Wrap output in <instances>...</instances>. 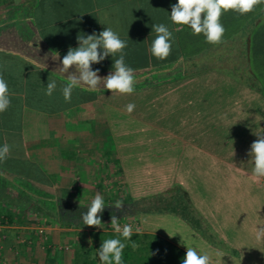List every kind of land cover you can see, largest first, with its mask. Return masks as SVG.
Returning a JSON list of instances; mask_svg holds the SVG:
<instances>
[{
  "label": "crops",
  "instance_id": "obj_1",
  "mask_svg": "<svg viewBox=\"0 0 264 264\" xmlns=\"http://www.w3.org/2000/svg\"><path fill=\"white\" fill-rule=\"evenodd\" d=\"M176 3L0 0V76L11 99L0 113V147L11 146L0 162V264H80L87 254L101 264L93 233L102 227L64 228L38 211L58 198L96 194L108 179L111 157L117 178L136 181L135 189L139 181H175L181 202L195 209L185 220L167 215L166 236L155 233L185 251L207 253L213 264H264V237L257 238L264 228V178L253 176L248 155L264 135V18L252 33L256 11L225 13L224 42L212 45L187 26L177 30L170 20ZM161 23L174 38L164 60L149 52L153 25ZM106 27L127 42L125 63L134 69L135 91L112 94L101 83L97 91L75 88L65 102L63 57L79 47L78 35H98ZM115 58L92 69L106 77ZM49 80L57 82L51 97L45 95ZM173 184L135 193L151 198ZM185 211L191 212L188 206ZM174 224L190 235L195 228V238L176 237ZM140 232L153 233L146 226Z\"/></svg>",
  "mask_w": 264,
  "mask_h": 264
},
{
  "label": "clouds",
  "instance_id": "obj_2",
  "mask_svg": "<svg viewBox=\"0 0 264 264\" xmlns=\"http://www.w3.org/2000/svg\"><path fill=\"white\" fill-rule=\"evenodd\" d=\"M264 5V0H177L172 5L170 20L173 24L184 26L192 30L193 35L203 34L206 42L212 45L223 43L226 32L221 23L222 16L229 12H235L241 16L250 14L258 6ZM203 14V15H202ZM153 32L156 34L149 52L158 60L166 59L172 50L173 33L169 28L161 23L153 25ZM79 47L73 49L69 47L67 54L62 59L60 70L68 73L67 82L62 88L65 102H71V95L75 88L86 86L89 91H97L103 83L105 90L112 94L131 95L135 91L137 83L134 69L125 63L124 49L127 42L120 38L119 34L111 27H106L98 35H78ZM102 49V51H100ZM109 55L114 59V71L106 77L99 76V69L93 70V64H99ZM75 67L74 73H69V69ZM42 68L41 70H44ZM57 87L56 80H49L45 95L51 97ZM11 106L9 86L3 76H0V113L8 110ZM135 109V104L126 105V111L131 114ZM11 146L5 143L0 147V162L8 159ZM248 155L254 164L253 176L257 179L264 178V135H258V139L251 144ZM116 209H122L123 203L117 201L114 204ZM105 203L102 195L97 192L94 199L88 206L86 213H81L82 223L89 227L101 228L102 221L99 214L104 211ZM111 227L119 237L125 241L132 240L133 228L130 224L121 227L115 214L111 217ZM139 234L140 230H135ZM264 237V228L257 230V238ZM91 244V240H89ZM126 244L120 238H109L103 240L97 250L101 264H123V252ZM155 255V253H150ZM182 264H213L211 257L201 254L194 247L187 246L186 255Z\"/></svg>",
  "mask_w": 264,
  "mask_h": 264
},
{
  "label": "rangeland",
  "instance_id": "obj_3",
  "mask_svg": "<svg viewBox=\"0 0 264 264\" xmlns=\"http://www.w3.org/2000/svg\"><path fill=\"white\" fill-rule=\"evenodd\" d=\"M261 8L263 9L264 5H261ZM258 10H259V6L255 10L256 11L255 14L257 16H255L250 23L252 27V29L250 30L251 31L253 30L252 33L255 32L254 24H256L259 20H262V18H264V10L260 13ZM250 30L245 29L246 33H248ZM247 42H246V46L248 44ZM247 52H248V49H247ZM230 70H233V69L230 68ZM245 70H247L246 67H245ZM139 150L140 149H136V151H139ZM109 160L110 161L108 162V173H109L108 179L105 182L101 181L100 183L103 182L102 184H98L97 187L99 188V186L101 185V188L96 190L95 193L97 194V192H99L102 195L105 204L114 205L117 201H120L123 203V211H126V215H124L119 220V223L122 222L121 227H123V225L125 224H130L133 227V231H135L136 229L143 231V227L146 226V229L150 228L151 231H153V233L161 232L163 236H166L167 234L166 217L167 215L171 213H170V210H165L163 207L170 204L169 202H171L172 205H176V206L178 205V209H179L178 211H181V212H182L181 209H183V205L188 206V208L191 210V212L188 213L190 214L189 215L190 218L196 215V211L191 205L190 206L193 209L188 204H185V202L182 203L179 198V195H174L176 192L171 191L172 189L175 190L174 188L178 186L175 184V181H139L140 187L139 189H135L134 186L136 185L135 184L136 181L134 183V181L132 182L129 180L116 177L115 168L113 164L114 159L111 157V159ZM76 168L78 171L77 174H80V176H83L84 171L81 170V166H76ZM168 182L174 183L173 186L169 187L170 192L168 193H167V187H165L166 189L161 190V193H162L161 195H155V193H153L150 196H148L151 198H146V196L136 195L137 192H152L154 190H157L158 187L162 188V186H164ZM96 194H90L89 196L78 195L74 198L70 197L68 199L70 201L68 202L90 205L91 201L94 199ZM182 215L187 217L185 213H183ZM142 224L144 225L143 227H142ZM190 228L192 229V232H193L191 235H190L191 230H183V228L178 227V224H174L172 225L171 232H173V234L176 237L177 236L183 237V235H185L187 237H191L192 239H194L195 238L194 236L195 228L193 227H190ZM162 235L160 236L163 237ZM213 246H220V245H213ZM226 250H228L229 252L235 253L233 250H230L227 248ZM85 261L91 264L93 261H95L96 262L95 264H98L97 255L87 254V255L81 256L79 259V263L83 264V262Z\"/></svg>",
  "mask_w": 264,
  "mask_h": 264
},
{
  "label": "trees",
  "instance_id": "obj_4",
  "mask_svg": "<svg viewBox=\"0 0 264 264\" xmlns=\"http://www.w3.org/2000/svg\"><path fill=\"white\" fill-rule=\"evenodd\" d=\"M174 189L175 190L172 189V191L176 192L174 195H179L180 200L185 201V197H180L179 186ZM169 191L170 190H168V192ZM169 203L170 204L163 208L165 210H170L171 214L169 215H173L172 217L177 219L181 218L183 220L185 218V216L182 215L183 213L189 216L188 212L185 211L186 206L183 205L181 212L178 211V205L176 206L172 205L171 202ZM88 206L89 205L86 204L72 203L58 198L56 204L48 206V210H39L38 212L42 216H47L48 219L58 223L59 226L64 228H96L89 227L82 223L81 213H86ZM113 214H115L117 219L120 220L126 215V211H123V208L116 209L113 204H105L104 211L99 214L103 224L101 226L102 230L93 233L99 248L105 239L120 238L122 242L126 244L123 252V264H182L186 251L179 245L167 241L156 233L139 232V234H137L136 231H133V236L131 237L132 240L130 241H125L123 237H119L111 228V217ZM150 253H155V255H150ZM95 263V261L92 262V264Z\"/></svg>",
  "mask_w": 264,
  "mask_h": 264
},
{
  "label": "built area",
  "instance_id": "obj_5",
  "mask_svg": "<svg viewBox=\"0 0 264 264\" xmlns=\"http://www.w3.org/2000/svg\"><path fill=\"white\" fill-rule=\"evenodd\" d=\"M39 234H40L42 237L46 238V232H45V229H44V228H40V229H39Z\"/></svg>",
  "mask_w": 264,
  "mask_h": 264
}]
</instances>
